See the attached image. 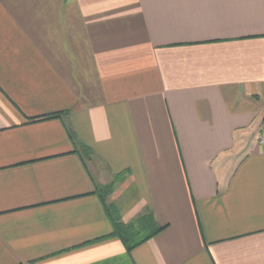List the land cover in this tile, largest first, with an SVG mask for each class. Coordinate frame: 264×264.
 <instances>
[{"label":"crops","instance_id":"1","mask_svg":"<svg viewBox=\"0 0 264 264\" xmlns=\"http://www.w3.org/2000/svg\"><path fill=\"white\" fill-rule=\"evenodd\" d=\"M263 118L264 0H0V264H264Z\"/></svg>","mask_w":264,"mask_h":264},{"label":"trees","instance_id":"2","mask_svg":"<svg viewBox=\"0 0 264 264\" xmlns=\"http://www.w3.org/2000/svg\"><path fill=\"white\" fill-rule=\"evenodd\" d=\"M55 116H58V114L53 113L48 115V117ZM86 150L87 149H84V152ZM111 187L112 185L109 184L107 186L101 187L100 190L106 194ZM107 213L112 223V231L109 234L98 238L97 240L116 237L122 241L128 251L138 244L146 241L164 228V226H159L156 224L151 213L142 214L135 220L128 223L122 222L117 212L112 208H107Z\"/></svg>","mask_w":264,"mask_h":264},{"label":"built area","instance_id":"3","mask_svg":"<svg viewBox=\"0 0 264 264\" xmlns=\"http://www.w3.org/2000/svg\"><path fill=\"white\" fill-rule=\"evenodd\" d=\"M257 141L260 143V144H264V118H263V121H262V124H261V128L257 134Z\"/></svg>","mask_w":264,"mask_h":264}]
</instances>
